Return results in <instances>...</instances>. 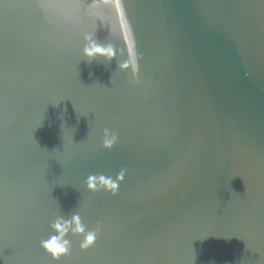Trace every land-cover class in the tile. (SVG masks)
<instances>
[{
  "label": "water",
  "instance_id": "1",
  "mask_svg": "<svg viewBox=\"0 0 264 264\" xmlns=\"http://www.w3.org/2000/svg\"><path fill=\"white\" fill-rule=\"evenodd\" d=\"M75 211L58 264H264V0H0V264Z\"/></svg>",
  "mask_w": 264,
  "mask_h": 264
},
{
  "label": "clouds",
  "instance_id": "2",
  "mask_svg": "<svg viewBox=\"0 0 264 264\" xmlns=\"http://www.w3.org/2000/svg\"><path fill=\"white\" fill-rule=\"evenodd\" d=\"M83 40L84 47L82 49V55L88 63L94 60H103L106 64L110 65L114 59L116 60L118 53L113 44L99 43L94 39V35L91 34H85ZM117 66L120 71L128 69L127 62H120ZM117 140V133L105 128L101 140V147L105 151H111L116 145ZM125 172V169H121L115 178L106 176L103 173L90 174L84 181L85 188L93 194L104 191L115 196L119 191L120 183L124 180ZM50 229L52 234L40 241V248L53 261H56L57 264L63 258L71 255L72 241L68 238L69 236L80 238V250L86 252L96 244L100 230L99 225L95 229L89 230L87 225L82 221L80 213L76 211L69 217L63 215L56 216L50 224Z\"/></svg>",
  "mask_w": 264,
  "mask_h": 264
}]
</instances>
